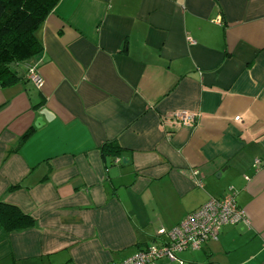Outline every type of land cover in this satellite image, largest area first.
<instances>
[{"label":"crops","instance_id":"obj_1","mask_svg":"<svg viewBox=\"0 0 264 264\" xmlns=\"http://www.w3.org/2000/svg\"><path fill=\"white\" fill-rule=\"evenodd\" d=\"M36 35L0 83V201L34 219L0 264L118 262L229 190L248 223L147 264H264V0H58Z\"/></svg>","mask_w":264,"mask_h":264},{"label":"built area","instance_id":"obj_2","mask_svg":"<svg viewBox=\"0 0 264 264\" xmlns=\"http://www.w3.org/2000/svg\"><path fill=\"white\" fill-rule=\"evenodd\" d=\"M25 77L37 87L43 84V79L35 67L27 66ZM238 118L235 117V119ZM170 120L175 124L190 125L194 122V116L187 111H177L171 114ZM192 175L197 178L198 170L193 169ZM200 183L197 179V184L200 185ZM241 221L249 222L243 210L236 203L235 192L229 190L221 197H210L198 208L187 213L172 228H159L157 234L161 238L158 241H154L126 259L106 264H147L160 258L175 260L180 251L198 249L206 241L216 239L224 225Z\"/></svg>","mask_w":264,"mask_h":264},{"label":"trees","instance_id":"obj_3","mask_svg":"<svg viewBox=\"0 0 264 264\" xmlns=\"http://www.w3.org/2000/svg\"><path fill=\"white\" fill-rule=\"evenodd\" d=\"M58 0H0V83L17 78L15 68L42 49L36 30ZM13 63V66L10 64ZM25 77V74H24ZM101 153L112 157L118 153L113 142L101 145ZM34 219L18 207L0 201V225L6 231L30 227Z\"/></svg>","mask_w":264,"mask_h":264},{"label":"water","instance_id":"obj_4","mask_svg":"<svg viewBox=\"0 0 264 264\" xmlns=\"http://www.w3.org/2000/svg\"><path fill=\"white\" fill-rule=\"evenodd\" d=\"M10 66H13V63L10 64ZM39 120V118H37V121Z\"/></svg>","mask_w":264,"mask_h":264}]
</instances>
